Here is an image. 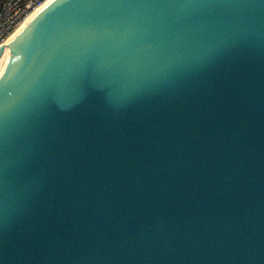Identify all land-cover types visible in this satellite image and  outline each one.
Listing matches in <instances>:
<instances>
[{"label": "water", "instance_id": "95a60500", "mask_svg": "<svg viewBox=\"0 0 264 264\" xmlns=\"http://www.w3.org/2000/svg\"><path fill=\"white\" fill-rule=\"evenodd\" d=\"M0 264H264V0H52L0 46Z\"/></svg>", "mask_w": 264, "mask_h": 264}, {"label": "built area", "instance_id": "2783aa9c", "mask_svg": "<svg viewBox=\"0 0 264 264\" xmlns=\"http://www.w3.org/2000/svg\"><path fill=\"white\" fill-rule=\"evenodd\" d=\"M46 0H0V46L36 7Z\"/></svg>", "mask_w": 264, "mask_h": 264}, {"label": "bare ground", "instance_id": "6f19581e", "mask_svg": "<svg viewBox=\"0 0 264 264\" xmlns=\"http://www.w3.org/2000/svg\"><path fill=\"white\" fill-rule=\"evenodd\" d=\"M52 0H46L41 5L36 7L29 15L19 24V26L15 29V31L10 35V37L5 42L4 47L10 42V40L25 26L27 23L37 14L39 13L47 4H49Z\"/></svg>", "mask_w": 264, "mask_h": 264}]
</instances>
